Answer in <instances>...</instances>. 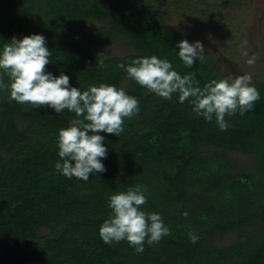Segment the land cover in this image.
<instances>
[{"label": "trees", "instance_id": "1", "mask_svg": "<svg viewBox=\"0 0 264 264\" xmlns=\"http://www.w3.org/2000/svg\"><path fill=\"white\" fill-rule=\"evenodd\" d=\"M191 1H176L182 18ZM161 6L162 0H0V50L12 37L41 34L52 52L47 72H63L81 91L100 83L124 88L140 109L119 137L99 133L108 148L106 171L85 182L54 167L59 130L75 114L33 109L0 91V264H264V78L252 82L260 99L243 116L226 118L227 131L176 95L164 100L126 79L117 64L152 55L181 75L195 73L200 86L224 78L211 52L204 62L183 65L181 33L163 22ZM116 43L123 52L106 53ZM101 53L104 67L96 65ZM138 184L147 187L143 210L159 213L170 229L140 254L126 241L109 245L99 236L109 197Z\"/></svg>", "mask_w": 264, "mask_h": 264}, {"label": "clouds", "instance_id": "2", "mask_svg": "<svg viewBox=\"0 0 264 264\" xmlns=\"http://www.w3.org/2000/svg\"><path fill=\"white\" fill-rule=\"evenodd\" d=\"M176 47L179 59L188 68L195 61L204 62L206 59L200 41L189 43L185 39ZM51 54L41 34L21 39L12 37L0 50V91L6 92L10 100L33 109L51 108L60 115L65 110L75 114L70 125L59 130L57 148L60 159L54 167L67 179L75 177L87 182L90 175L106 171L102 160L107 157L108 148L104 143L105 136L99 133L119 137L124 132L125 120L138 116L139 101L124 88L107 83L90 85L84 91L72 87L69 76L63 72L54 76L46 71ZM98 57L96 65L104 67V53ZM255 61L253 55L246 63L251 66ZM116 67L124 72L126 79L149 93L164 100H172L176 95L180 104L187 102L205 121L215 119L220 131H227L230 127L226 118L237 113L243 116L260 99L248 73L234 78L212 79L200 86L195 73L181 75L173 70L168 59L155 55L138 57L130 64L119 63ZM4 76L9 83L4 82ZM146 193L147 187L138 184L109 197L110 214L99 228V236L105 244L126 241L140 254L145 243L158 244L170 235V229L159 213L143 210L148 199ZM182 215L187 218L188 213L185 211ZM188 235L190 242H198L199 236L194 232Z\"/></svg>", "mask_w": 264, "mask_h": 264}, {"label": "rangeland", "instance_id": "3", "mask_svg": "<svg viewBox=\"0 0 264 264\" xmlns=\"http://www.w3.org/2000/svg\"><path fill=\"white\" fill-rule=\"evenodd\" d=\"M176 1L162 0L159 14L181 33L180 41H200L205 52L213 53L212 65L224 78L245 73L251 74L252 82L264 78V0H192L186 18L176 8ZM208 4L211 6L206 8ZM104 50L120 53L124 46L116 43ZM253 55L256 61L250 66L246 61Z\"/></svg>", "mask_w": 264, "mask_h": 264}]
</instances>
